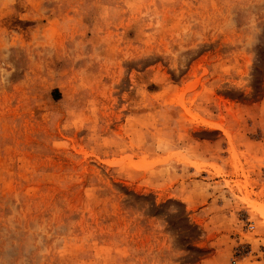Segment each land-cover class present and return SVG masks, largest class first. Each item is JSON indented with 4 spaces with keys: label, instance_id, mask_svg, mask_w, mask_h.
Here are the masks:
<instances>
[{
    "label": "rangeland",
    "instance_id": "1",
    "mask_svg": "<svg viewBox=\"0 0 264 264\" xmlns=\"http://www.w3.org/2000/svg\"><path fill=\"white\" fill-rule=\"evenodd\" d=\"M263 213L264 0H0V264H264Z\"/></svg>",
    "mask_w": 264,
    "mask_h": 264
},
{
    "label": "bare ground",
    "instance_id": "2",
    "mask_svg": "<svg viewBox=\"0 0 264 264\" xmlns=\"http://www.w3.org/2000/svg\"><path fill=\"white\" fill-rule=\"evenodd\" d=\"M260 210V209H259ZM260 212H262L261 210H260ZM264 214V213H263Z\"/></svg>",
    "mask_w": 264,
    "mask_h": 264
}]
</instances>
